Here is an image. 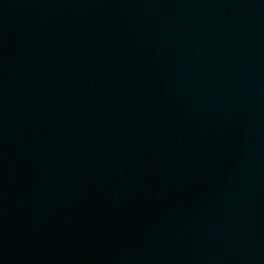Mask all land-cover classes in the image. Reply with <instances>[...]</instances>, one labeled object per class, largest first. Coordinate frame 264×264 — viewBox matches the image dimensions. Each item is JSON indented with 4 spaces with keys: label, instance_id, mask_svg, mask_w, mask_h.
<instances>
[{
    "label": "water",
    "instance_id": "95a60500",
    "mask_svg": "<svg viewBox=\"0 0 264 264\" xmlns=\"http://www.w3.org/2000/svg\"><path fill=\"white\" fill-rule=\"evenodd\" d=\"M0 264H264V0H0Z\"/></svg>",
    "mask_w": 264,
    "mask_h": 264
}]
</instances>
